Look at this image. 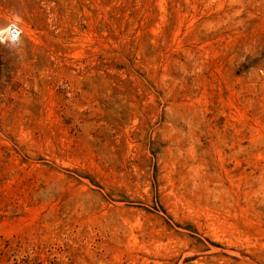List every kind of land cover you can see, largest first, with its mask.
<instances>
[{"label":"rangeland","instance_id":"1","mask_svg":"<svg viewBox=\"0 0 264 264\" xmlns=\"http://www.w3.org/2000/svg\"><path fill=\"white\" fill-rule=\"evenodd\" d=\"M0 264H264V0H0Z\"/></svg>","mask_w":264,"mask_h":264}]
</instances>
